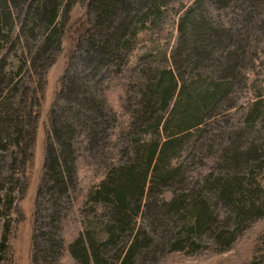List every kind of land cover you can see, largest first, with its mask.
Instances as JSON below:
<instances>
[{
	"label": "rangeland",
	"instance_id": "1",
	"mask_svg": "<svg viewBox=\"0 0 264 264\" xmlns=\"http://www.w3.org/2000/svg\"><path fill=\"white\" fill-rule=\"evenodd\" d=\"M5 6L10 18L4 14L0 22V244L5 232L7 241L0 247V264H33L35 219L53 216L57 204L66 207L68 201L61 235L67 243L79 239L78 257L66 243L62 264H264V6L248 22L254 54L247 85L239 82L226 105L240 106L181 135L166 157L172 177L162 180L152 168L151 190L142 197L131 230L107 245L111 206L93 194L117 169L136 163L148 145L141 135L154 126L155 111L143 82L173 65L178 24L188 10L225 26L238 19L241 2L121 0L116 17H108L113 9L98 0H0V14ZM141 11L148 15L137 25ZM113 18L118 20L110 33L124 30H117L123 21L130 31L124 43L105 42V48L102 37ZM185 67L180 64L182 73ZM214 67L201 65L205 77ZM70 121L74 138L70 156L62 158L75 159V184L64 196L39 194L48 147ZM128 132L135 137L130 148L118 136L127 138ZM169 132H155L154 138L163 143ZM229 147L240 153L227 161ZM239 178L250 199L257 196L251 204L242 191L239 196L248 203L235 213L224 185ZM200 198L212 217L209 227L195 234L190 216Z\"/></svg>",
	"mask_w": 264,
	"mask_h": 264
},
{
	"label": "trees",
	"instance_id": "2",
	"mask_svg": "<svg viewBox=\"0 0 264 264\" xmlns=\"http://www.w3.org/2000/svg\"><path fill=\"white\" fill-rule=\"evenodd\" d=\"M98 1L105 8L113 9L108 14V17L111 14H113L111 17L118 16L115 10L121 6V0ZM223 1L231 3L235 0ZM237 1L241 2V8L237 13L238 19H233L232 23H227L225 26L223 23L217 24L212 20H208V17H201L195 12L188 10L186 16L178 24L180 37L172 54L173 65L158 69L155 78H150L143 82L148 104L155 111L154 126L143 131L141 135L148 141V145L142 146L141 150L143 153L136 163L134 162V164L125 165L117 169L116 173L112 174L111 182H104L103 190H97L93 194L95 201L111 206L114 218L107 225L106 229L108 230L109 238L105 241V245H107L108 241L113 240L116 235L124 232V229L128 228L131 230V221L140 211L141 199L151 190L148 184L150 172L155 170L159 173V178H162V180H168L172 177L173 173L166 165V157L172 153L173 145L182 139L181 135L186 134L191 128L197 127L212 117H216L220 114L219 111L223 109H232L240 106L236 101V104L226 107L228 101L231 100V94L236 91V86L239 82L246 83L245 86L247 85L249 79L248 70L253 53V46L250 43L253 28L249 27L248 22L254 18L255 10H259L260 7L264 6V3L257 0ZM257 4H260L258 8H256ZM130 7L131 5H129ZM3 8L5 11L0 14V22L3 20L4 14H7V21L10 18L6 6ZM140 14V17H135L137 25L144 24V18L148 15V12L141 11ZM50 16L53 21L57 18L55 7L50 10ZM131 18L133 19L132 16ZM117 20H110L109 25L105 28L106 33L102 37L105 48L107 43L118 42L119 45L124 43L126 34L130 31V28H128L129 23L123 21L117 30L125 28L124 30L120 31L118 35L115 32L110 33V27ZM73 32L70 30V34ZM182 51L184 53L181 54ZM208 62L214 64L215 71L212 75L208 74L205 77V71L202 72L201 65L203 66ZM182 63L186 64L184 73L180 70V64ZM217 73L218 76L216 77ZM66 76H64V81L67 78ZM166 111H168L167 114L165 113ZM144 113L146 114L148 111H144ZM72 128H74V125L71 127V121L68 125L62 126L61 131L65 135L62 132H57L55 136H59V138L61 136V139H58V141L53 140L50 143L47 150L44 184L39 188V194L48 190L55 197L64 196L75 184L71 170L77 169V163L75 159L72 162H67L66 159L64 161L62 158L70 156V143L72 138H74V130ZM56 130L60 131L59 129ZM163 131L170 132L167 139L162 143L154 138V133L160 134ZM118 136L121 141H125L129 148L135 139L132 134L129 135V132L127 133V138H124V133H119ZM65 138L66 140H64ZM225 150V152L229 153L227 161H230L235 153H240L238 147L235 149L229 147ZM232 182L229 181L228 184H225L224 189L226 190L227 198L232 201V205H230L234 212L240 213V211L245 210V203H248V200L242 196L249 197L250 203L254 204L255 200L253 198L257 195L254 194L251 200V195H248L249 190L247 189L248 192L246 191L240 178ZM242 191L244 194L239 196ZM199 200L193 206L190 216V222L192 221L190 230L195 234L207 229L210 225L209 220L212 217V212L206 201L201 198ZM236 202L241 204L237 205ZM67 204L68 206L66 207L57 204L53 216L43 217L42 221L39 220L40 217L35 219L36 226L32 236L33 248L35 249L33 264H62L67 242L61 234L64 228L63 222L67 217L65 210L70 205L69 201ZM40 208L41 203L38 199L37 210H41ZM51 224L53 229L47 231V229H50ZM6 241L7 232H5L3 241L0 244L1 248L6 247ZM78 241L79 239L67 243L72 247V252L76 256L78 254L75 245L77 246L76 243Z\"/></svg>",
	"mask_w": 264,
	"mask_h": 264
}]
</instances>
